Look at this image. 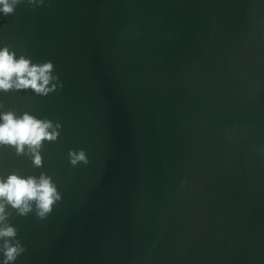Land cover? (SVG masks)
Masks as SVG:
<instances>
[{
  "label": "water",
  "instance_id": "obj_1",
  "mask_svg": "<svg viewBox=\"0 0 264 264\" xmlns=\"http://www.w3.org/2000/svg\"><path fill=\"white\" fill-rule=\"evenodd\" d=\"M4 45L63 84L0 93L62 126L42 168L0 148V177L61 192L10 217L15 264H264V0H43L0 18Z\"/></svg>",
  "mask_w": 264,
  "mask_h": 264
},
{
  "label": "clouds",
  "instance_id": "obj_2",
  "mask_svg": "<svg viewBox=\"0 0 264 264\" xmlns=\"http://www.w3.org/2000/svg\"><path fill=\"white\" fill-rule=\"evenodd\" d=\"M43 0H0V18L14 15L20 5H39ZM52 62L33 63L21 54L18 58L10 46L0 47V93L30 90L46 97L63 87ZM3 105H0V109ZM62 126L47 118L38 119L25 112L21 115L11 109L0 111V148L12 149L16 156L31 161L33 168L43 167L42 150L45 143L58 140ZM67 160L71 168L89 164L83 149H70ZM183 186V184L181 185ZM61 200V192L52 176L41 172L39 176L22 177L12 172L0 177V264H15L26 252L17 239L18 229L11 226L13 213L19 217L35 215L44 220Z\"/></svg>",
  "mask_w": 264,
  "mask_h": 264
}]
</instances>
